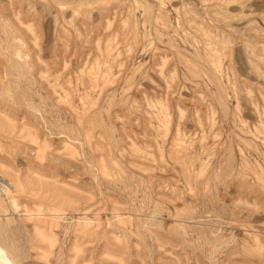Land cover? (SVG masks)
Returning a JSON list of instances; mask_svg holds the SVG:
<instances>
[{
	"label": "rangeland",
	"instance_id": "1",
	"mask_svg": "<svg viewBox=\"0 0 264 264\" xmlns=\"http://www.w3.org/2000/svg\"><path fill=\"white\" fill-rule=\"evenodd\" d=\"M1 244L264 264V0H0Z\"/></svg>",
	"mask_w": 264,
	"mask_h": 264
},
{
	"label": "bare ground",
	"instance_id": "2",
	"mask_svg": "<svg viewBox=\"0 0 264 264\" xmlns=\"http://www.w3.org/2000/svg\"><path fill=\"white\" fill-rule=\"evenodd\" d=\"M205 13V12H204ZM98 63V62H97ZM123 65V64H122ZM100 69V68H99ZM119 75V74H118ZM118 75H116V76H118ZM104 76V75H103ZM107 81V80H106ZM163 107V106H162ZM154 109H156V108H154ZM167 111V110H166ZM161 112V111H160ZM165 112V111H164ZM163 116V115H162ZM168 116V115H167ZM170 117V116H169ZM164 118V117H163ZM165 121V120H164ZM213 121V120H212ZM164 127V126H163ZM27 137H28V135H27ZM33 137V136H32ZM24 138V137H23ZM25 139V138H24ZM33 142H34V139L32 138L31 139ZM44 141V140H43ZM37 142V141H36ZM35 142V143H36ZM179 142V141H178ZM44 143H46V142H44ZM41 144V143H40ZM47 145V144H46ZM46 148V147H45ZM43 149H41V151H42ZM42 152H44V151H42ZM42 154V153H41ZM41 157H43V155L41 156ZM72 157V156H71ZM40 159V158H39ZM41 159H43V158H41ZM104 164V163H103ZM200 174V173H199ZM202 175V174H201ZM199 176V175H198ZM263 182V181H262ZM53 191H55V190H53ZM47 195V194H46ZM60 195V194H59ZM56 197V196H55ZM64 198L65 197H63L62 199H63V201H64ZM51 199V198H50ZM55 199H58V196H57V198H55ZM61 199V198H60ZM59 199V200H60ZM92 199V198H91ZM50 201V200H49ZM58 201V200H57ZM56 202V201H55ZM67 202V201H66ZM58 203V202H57ZM60 203V202H59ZM61 204V203H60ZM60 204H58V206L60 205ZM64 204V203H63ZM74 204V203H73ZM56 206V205H55ZM62 206V205H61ZM56 210V209H55ZM59 210V209H58ZM61 210V209H60ZM55 212V211H54ZM56 212H57V210H56ZM64 212V211H63ZM44 236V235H43ZM45 238V237H44ZM43 238V239H44ZM50 241H52V240H50ZM52 243V242H51ZM51 245V244H50ZM5 247H2V244L0 245V264H14L15 262H13L12 261V259H10L9 258V253H8V251L6 252V250L4 249Z\"/></svg>",
	"mask_w": 264,
	"mask_h": 264
}]
</instances>
